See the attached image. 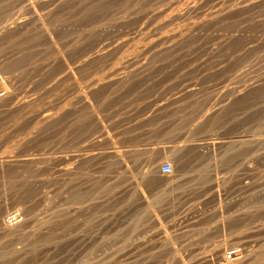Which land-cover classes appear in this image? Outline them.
Wrapping results in <instances>:
<instances>
[{
    "label": "rangeland",
    "instance_id": "rangeland-1",
    "mask_svg": "<svg viewBox=\"0 0 264 264\" xmlns=\"http://www.w3.org/2000/svg\"><path fill=\"white\" fill-rule=\"evenodd\" d=\"M0 227V264H264V0H0Z\"/></svg>",
    "mask_w": 264,
    "mask_h": 264
},
{
    "label": "bare ground",
    "instance_id": "bare-ground-1",
    "mask_svg": "<svg viewBox=\"0 0 264 264\" xmlns=\"http://www.w3.org/2000/svg\"><path fill=\"white\" fill-rule=\"evenodd\" d=\"M246 3V2H245ZM166 5V4H165ZM215 5V4H214ZM198 6V5H197ZM252 6V5H251ZM238 8V7H237ZM179 9V8H178ZM233 9V8H232ZM178 12H179V10H178ZM226 12V11H225ZM219 13V12H218ZM188 15V14H187ZM226 15V14H225ZM205 16V15H204ZM167 19V18H166ZM214 20V19H213ZM206 23V22H205ZM214 23V22H213ZM104 24V23H103ZM186 35V34H185ZM194 35V34H193ZM157 43V42H156ZM119 47V46H118ZM143 52V51H142ZM146 53V52H145ZM130 55V54H129ZM149 56V55H148ZM93 80V79H92ZM94 83V82H93ZM100 140V139H99ZM86 146V145H85ZM181 150L182 149H173V150H169V151H166V149H164V154L166 155V154H169V157H170V159L172 158V160L174 161V162H176L177 160H180L181 161ZM121 153L120 152H117L116 153V155H120ZM159 163H158V161H156L154 164H153V166L151 167V169L149 170V172L146 174V176H151V177H153V178H160V179H162L161 177H159ZM168 175H170V174H168ZM170 180V182L172 183L173 181H171V179H169ZM168 180V181H169ZM15 224V223H14ZM11 227V225L9 224V223H7V222H4L3 224H2V229L5 231V232H11V231H13V229L12 228H10ZM1 228V227H0ZM15 231V230H14ZM226 247V246H225ZM224 246L223 247H220L219 248V246H218V248H219V250L217 249L216 251H218V252H215V253H218L219 255L220 254H222V253H224L225 251H227V250H230L229 248H225ZM233 249V248H232ZM246 257V256H245ZM225 262V263H224ZM224 262L223 263H221V264H246V259L243 257V258H241V259H235V260H233V261H226L225 259H224Z\"/></svg>",
    "mask_w": 264,
    "mask_h": 264
},
{
    "label": "built area",
    "instance_id": "built-area-1",
    "mask_svg": "<svg viewBox=\"0 0 264 264\" xmlns=\"http://www.w3.org/2000/svg\"><path fill=\"white\" fill-rule=\"evenodd\" d=\"M173 165L171 163H165L162 165L161 172L165 175L173 173ZM241 254V250L239 248H233L224 252V259L226 261H233L237 259Z\"/></svg>",
    "mask_w": 264,
    "mask_h": 264
}]
</instances>
